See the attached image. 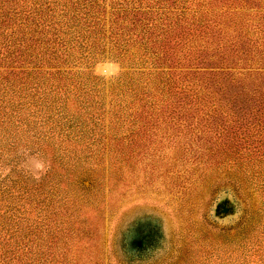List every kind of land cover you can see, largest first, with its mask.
<instances>
[{"label": "rangeland", "instance_id": "rangeland-1", "mask_svg": "<svg viewBox=\"0 0 264 264\" xmlns=\"http://www.w3.org/2000/svg\"><path fill=\"white\" fill-rule=\"evenodd\" d=\"M21 1L9 26L0 18L8 41L34 32ZM98 1L100 19L78 40L50 45L70 57L60 65L77 87L61 93L69 100L8 126L22 177L13 163L0 168V213L11 248L21 245L18 264H264V0L178 1L187 24L204 12L220 26L215 38L189 36L183 62L197 59L175 68L144 56L133 30L120 35L137 10L155 19L161 6ZM79 8L89 11V1ZM159 75L177 82L178 99L124 97ZM89 102L98 114L84 109Z\"/></svg>", "mask_w": 264, "mask_h": 264}, {"label": "trees", "instance_id": "trees-1", "mask_svg": "<svg viewBox=\"0 0 264 264\" xmlns=\"http://www.w3.org/2000/svg\"><path fill=\"white\" fill-rule=\"evenodd\" d=\"M14 1L16 0H0L1 4L5 3L7 5V8L0 14V18H7L9 21L8 26L10 25L9 16L11 15V10L16 9L13 6L15 4ZM31 1L33 2L31 3ZM88 1L90 10L81 14L82 9L79 7ZM120 1L126 5L129 3L127 0ZM178 1L184 4L187 2L186 0H154V5L157 4V6L162 7L161 11H158L160 12L159 17L148 19L145 15L148 12L141 9L137 10L136 14L128 20L122 33H120L121 37L124 38L126 31L130 32L133 30L140 40L144 41V56H153L161 66L159 68H164L163 66L175 68L195 63L197 56H191V54H189L190 59L187 62H183V57L186 56L184 51L187 48H191L189 45L191 38L189 36H207L210 39L217 37L215 29L220 25L214 24L216 19H209L210 14L202 12L200 15L195 12L193 17L197 20V23L187 24L185 21L187 19L182 17L184 14L176 11ZM257 1L262 2V0ZM98 2V0H22L21 8H24V12L21 11V14L24 13L23 22H27L28 15H31V19H33L31 27L34 28V32L28 34L30 35V41L28 42L22 40L26 35L22 37L13 36L12 40L8 41L5 38L6 34H4L2 23H0V131L4 130L6 132L8 142L3 146L0 144V168L13 163V172L18 175V178L22 177V173L15 169L20 163V157L17 153L19 146L15 145L10 151L11 143L9 141L11 136L8 132L11 130H8V126L15 123L20 124L23 121L27 123L28 116H34L37 113L40 115H51L52 112L57 110V104L65 103L66 100H69L68 96L62 98L60 96L61 93L67 94L70 89L77 87L73 86L72 82L64 77L60 65H69L68 60L70 57L64 53L66 49H64V52L57 53V50L54 47H50V45L69 48L72 41L78 40L82 34L81 30H85V27H91L92 23H96L100 19L94 9V7H97ZM216 2L217 0H210L209 3ZM199 6L203 7V3H200ZM56 10L62 12L60 21L54 16ZM34 12L41 15L37 16L38 18L36 19L33 16ZM17 13L19 14L20 10ZM203 13L204 15L206 14V19L203 18ZM138 14H141L139 18H137ZM79 16H81V20H85L82 25L77 21ZM141 19L145 21H141ZM40 25L43 30L38 32L37 29ZM44 28L47 30L46 32H44ZM11 32L13 35L16 34L13 31ZM78 32L80 33L77 35ZM67 36L69 38H66ZM131 38L133 37L130 36L129 39ZM22 41L26 45L25 48H23ZM211 42L214 43L215 40ZM150 44L154 48H151ZM42 48V51L37 52V49ZM152 49H154L153 52L149 53V50ZM201 56L204 59L206 57L205 55ZM44 65L48 69L44 70ZM47 75L49 76L47 77ZM180 81H183V79ZM155 83L152 86H148V84L142 86L141 83H137L135 84L136 88L129 89L124 97L140 102L148 101L156 96L160 100H175L179 98L174 90L177 84L175 80L161 76ZM80 90H82V87ZM86 94L84 93V95ZM57 95L60 96L63 102L59 101L60 98H57ZM74 97L78 98L80 95L76 93ZM37 99L42 101L40 105L37 104ZM85 103L88 102L78 103L82 104L77 106L80 111V108L83 109ZM90 103L84 109L92 108L93 112L97 111L98 108L93 107ZM29 104L30 107H28ZM16 113L19 115L18 119ZM93 114L98 113L95 112ZM9 152H12L14 156L10 158ZM6 184V181L0 184V212L3 211V202L6 199L7 187H4ZM4 215L0 213V218L2 219L0 221V264H10L13 261L12 256L15 258L14 260H17L18 264L20 260L16 256L20 252L21 245L16 242L15 246L11 248L12 243L10 238L8 239L11 231L7 228ZM18 231L19 227L12 235L18 233Z\"/></svg>", "mask_w": 264, "mask_h": 264}]
</instances>
